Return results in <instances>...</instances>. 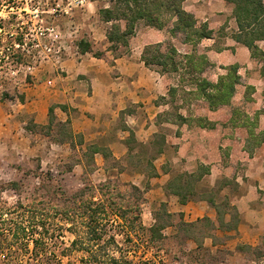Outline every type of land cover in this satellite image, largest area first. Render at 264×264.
I'll return each mask as SVG.
<instances>
[{"label": "rangeland", "instance_id": "374dc122", "mask_svg": "<svg viewBox=\"0 0 264 264\" xmlns=\"http://www.w3.org/2000/svg\"><path fill=\"white\" fill-rule=\"evenodd\" d=\"M78 1L0 0V231L4 230L5 234L20 231L17 236L10 237V250L0 249V264H40L36 258L43 262L47 259V264H78L86 253L72 245L76 235L70 229L69 220L59 212L70 204L65 196L81 188H85L86 197L91 195L94 200L100 198L108 210H128L121 220L124 229L116 232V240L119 250L130 258L131 264H264V256L259 258L252 250L246 253L239 249L246 244L237 241V234L233 232L239 220H232L230 213H227L224 220L228 226H219L215 209L206 201L214 226L204 228V222L197 224L199 232L194 234L200 246L179 230L180 214L186 222L208 215L199 209L185 211L172 201L165 202L146 193L151 187V178L146 175V161L155 154V147L151 148L148 141L144 146L134 144L132 153L125 154L118 161L112 158L102 161L95 155L92 161L80 147L71 149L67 142L57 143L64 135L55 124L50 130L40 127L48 123L49 107L54 108L58 121L76 115L75 109L64 102L66 88L76 82L75 77H66L73 69L72 62L75 63L77 59L90 60L97 54L99 57L96 58L108 63L119 56H135L145 41L154 38L148 26L139 23L128 46L110 50L105 35L110 23L103 22L98 14V9L110 6V2ZM170 29L169 24L165 28L169 40L173 37L175 44L179 45L184 36ZM80 39L90 43L91 52L81 55L77 47ZM11 44L18 50L12 52ZM254 69H257V65L253 66ZM214 73L208 71L207 77ZM172 81L170 79V84ZM245 89L238 87V100L244 102V108L254 114L259 110L256 109L259 104L255 107L254 102H249L253 101L251 97L245 100ZM199 104L195 102L193 109H199ZM59 105L66 106V111ZM260 106V110H264V101ZM127 110H132V107ZM42 111L46 114L45 123L41 124L37 122ZM31 122L38 126H33ZM121 126L119 119L111 123L108 133L98 139V144H107ZM175 130L169 125H162L156 132L169 135ZM165 151L168 156L171 148L168 146ZM168 162L165 156L160 155L153 160L161 169L169 168ZM170 168L172 173L179 171L181 163L177 162ZM223 178L203 177L199 192L211 193L210 190L214 189L218 205L230 202L243 186H237L233 178L227 177L231 183L223 182ZM139 179L142 180L140 185ZM104 183L106 187L99 190ZM129 184L141 189V194ZM118 192H121L120 196ZM162 202L166 203V210L172 214L168 219L171 225L163 228L161 235L151 236L147 228L155 223V216L162 214ZM137 208L140 211L139 219L136 217ZM219 210L222 212L225 209L220 206ZM30 216H35L38 224L34 233H30ZM160 222L166 221L160 219ZM17 225L19 228H16ZM21 227H26L25 235ZM261 236L253 245H247L261 246ZM36 238L38 243L34 247L33 240ZM118 254V251L115 252V255Z\"/></svg>", "mask_w": 264, "mask_h": 264}, {"label": "trees", "instance_id": "16d2710c", "mask_svg": "<svg viewBox=\"0 0 264 264\" xmlns=\"http://www.w3.org/2000/svg\"><path fill=\"white\" fill-rule=\"evenodd\" d=\"M110 6L100 7L98 14L101 20L105 23H110L106 31V39L110 44L109 49L115 50L119 46H128L129 39L135 35L137 25L143 23L144 25L155 28L165 29L169 24L171 25V32L180 33L184 36L182 42L189 46L188 50H179L172 42H153L144 44L142 47L140 59L144 65L151 70H154L160 75H166L172 79V84L169 85L166 95L159 96L157 103L168 105V109L157 114V123L160 125L164 122L172 123L177 126L182 124L199 125L200 127H213L214 122L209 121L205 117H193L191 114L184 115L181 109L190 110L191 104L195 100H203L207 103L210 110H215L223 105H230L231 99L235 93L237 84L240 83V76L238 74L239 65L237 63L224 66L225 72L219 74L215 81L209 80L203 76L204 71L212 64L204 52L198 50L197 45L203 38H209L212 35V30L209 29L207 23L198 22L192 13L186 11L183 7L185 0H108ZM233 7V17L235 18L238 30L233 34V39L239 43L244 44L250 51L252 57L262 61V73L264 75V50L257 45V41L264 42V2L263 0H225ZM19 45L20 42L17 41ZM78 51L80 53L91 52V45L88 41L80 39L77 42ZM12 52L18 50L14 44H11ZM7 49H9L7 47ZM99 57L98 54L95 55ZM18 61V60H16ZM254 91L253 86L247 85L245 89V100H249L250 94ZM249 95V97H248ZM247 97V98H246ZM62 110L66 111V106L59 105ZM263 110L255 111L253 116L242 111L238 107H233L231 110L230 121L237 123L247 130V137L244 143V150L252 155L257 147L264 142V129L257 131L259 114ZM33 123V126L38 124ZM55 124L64 138L57 140V143H69L71 149L80 147L85 156H88L94 161V155L99 153L105 160L116 159L112 157L108 147L101 146L95 141L85 142L81 133H76L71 128L70 117L68 116L64 121H58L54 113V108L48 109V123L40 126L50 130L51 126ZM178 134V130L176 131ZM151 148H154L155 154L146 161L147 176L156 177L158 170L153 163V160L164 152L166 144V135L152 134V139L147 142ZM127 146V155L132 153L134 144L141 146L146 145V142H138L133 132L125 140ZM132 157V156H130ZM72 166H70V169ZM168 171L169 168L163 169ZM122 171V170H121ZM172 171V170H171ZM210 174V166L198 162L196 168L192 171H176L171 172L170 178L166 181L163 189L166 193L175 195L180 204H185L190 200L206 201L216 211L219 226H228V222L224 220V216L230 213L231 219L238 222L239 215L236 207L230 204L229 201L218 205L215 202V192L211 189V193L204 191L199 192V185L203 177ZM235 184V178L232 177ZM232 182L227 177L223 178V182ZM130 187L137 193L141 194V189L133 184ZM106 187V184H102ZM149 184L147 185V188ZM221 188H219L220 190ZM85 188H81L72 194L65 196L68 201V206L63 211H58L65 215L70 222V229H73L75 238L72 240V245L85 251L86 256L82 257L78 264H131L123 250H119L120 246L116 240V232L122 231V217L128 212L127 209H107L103 201L94 200L93 196L86 197ZM65 195V193L63 192ZM118 196L121 192L117 193ZM166 203L162 202L161 208L163 212L159 216H155V223L147 230L152 235H161L160 231L170 226L169 218L171 213L166 210ZM21 205V203H19ZM223 206L225 210H219ZM230 211V212H228ZM139 208H137L136 217L139 219ZM115 217L118 220L113 219ZM160 219L166 222L161 223ZM35 216H30L29 225L32 229L30 233H34L38 229V224L35 222ZM204 222V228L213 227L214 221L204 216L195 221L186 222L180 214V222L178 224L179 230L184 231L187 238L196 241L198 238L194 233L198 231V223ZM236 227V226H235ZM234 227V228H235ZM19 228V225L16 226ZM123 228V229H122ZM229 228V227H228ZM26 227H21L22 234H26ZM197 229V230H196ZM82 231V233H80ZM201 231V229H200ZM20 231L4 233L0 231V249H11V236H17ZM199 232V231H198ZM81 234V237H80ZM81 238V239H80ZM261 246L253 247L244 244L239 247L243 252L248 253L254 251L256 256L261 258L264 256V234L261 236ZM34 247L38 243L37 238L33 240ZM77 245V246H76ZM118 251V255L115 252ZM47 258V256H45ZM40 264H47V259L43 262L40 258H36ZM71 264V263H68Z\"/></svg>", "mask_w": 264, "mask_h": 264}, {"label": "crops", "instance_id": "0c3cea01", "mask_svg": "<svg viewBox=\"0 0 264 264\" xmlns=\"http://www.w3.org/2000/svg\"><path fill=\"white\" fill-rule=\"evenodd\" d=\"M183 7L192 13L199 23H207L212 30L211 37L203 38L197 45L198 50L204 52L212 64L204 71L203 76L215 81L219 74L225 72L224 66L234 63L239 65L240 83L236 86L230 105L210 110L205 101L195 100L189 111L181 109L184 115L205 117L215 125L200 127L196 123L190 126L157 123V114L169 107L167 104L157 103L156 100L159 96L166 95L170 79L144 65L140 59L142 45L136 52L137 55L119 56L110 63L102 62L96 57L72 62L73 69L66 77H75L76 82L66 88L67 94L64 98V102L76 111V115L70 116L71 128L74 132L81 133L85 142L96 140L98 143V139L108 133L110 124L121 120L122 126L116 129L115 136L104 144L116 159H121L127 154L125 140L131 132L138 142H146L159 126L169 125L176 129L173 134L166 135L165 146L171 148V153L167 156V147H164V152L160 154L165 156L166 162L169 161V170L165 171L155 165L158 175L150 177L151 187L146 193L165 202L172 201L185 211L194 212L199 209L212 217L204 201L180 204L175 195L168 194L163 189L171 176L170 167L175 163H181L179 171H191L198 162L208 164V176L215 179L219 176L234 177L238 185L243 186L242 191L230 199V204L236 207L239 215V222L233 232L237 234V241L253 245L264 233V142L249 155L243 148L247 130L230 121V117L233 107L253 115V112L244 108V102L238 100L240 86H253L254 91L250 94L253 101L249 102H254L255 107L259 104L256 109L260 110L264 101V75L261 71L263 63L252 57L244 44L233 39L238 26L230 3L225 0H185ZM147 29L154 38L144 44L166 40L172 42L179 50L189 49L182 41L177 45L173 37L169 40L165 29ZM256 43L264 50L263 41ZM254 65H257V69L253 70ZM210 70L215 73L207 77ZM195 102L200 103L199 109H193ZM128 107H132V110L128 111ZM45 114V111L40 112V121L37 120V123H45ZM257 129H264V110L259 114ZM95 156L105 160L99 153ZM96 163L97 166L100 165L97 158ZM131 180L133 181L132 176ZM141 181L138 180V185Z\"/></svg>", "mask_w": 264, "mask_h": 264}, {"label": "built area", "instance_id": "2783aa9c", "mask_svg": "<svg viewBox=\"0 0 264 264\" xmlns=\"http://www.w3.org/2000/svg\"><path fill=\"white\" fill-rule=\"evenodd\" d=\"M82 1H83V0H79L78 2H80V3H81Z\"/></svg>", "mask_w": 264, "mask_h": 264}]
</instances>
